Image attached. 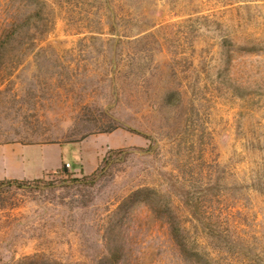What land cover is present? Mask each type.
Returning a JSON list of instances; mask_svg holds the SVG:
<instances>
[{
  "label": "rangeland",
  "instance_id": "rangeland-1",
  "mask_svg": "<svg viewBox=\"0 0 264 264\" xmlns=\"http://www.w3.org/2000/svg\"><path fill=\"white\" fill-rule=\"evenodd\" d=\"M82 140L0 264H264V0H0V146Z\"/></svg>",
  "mask_w": 264,
  "mask_h": 264
},
{
  "label": "crops",
  "instance_id": "crops-1",
  "mask_svg": "<svg viewBox=\"0 0 264 264\" xmlns=\"http://www.w3.org/2000/svg\"><path fill=\"white\" fill-rule=\"evenodd\" d=\"M88 138L84 139L87 140ZM132 139V138H131ZM37 143V144H6L0 146V158L1 156H5L4 159H0V181L1 180H9V179H17V180H37L41 179L49 173H53L58 171L62 166L69 167L62 158L63 149L69 145L81 143ZM37 151L42 154L44 158H46L43 162L45 169H40L38 173L32 172L34 162L29 159V154L31 152ZM54 153L55 156H54ZM100 157L97 159L95 165L89 171H86L85 166L80 167V171L84 175L91 174L98 166V163L101 159ZM19 159L21 164L23 165V171H19L21 174L14 173V166L16 165V160ZM49 161H53L51 165H49ZM80 172V173H81Z\"/></svg>",
  "mask_w": 264,
  "mask_h": 264
}]
</instances>
